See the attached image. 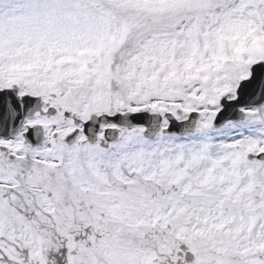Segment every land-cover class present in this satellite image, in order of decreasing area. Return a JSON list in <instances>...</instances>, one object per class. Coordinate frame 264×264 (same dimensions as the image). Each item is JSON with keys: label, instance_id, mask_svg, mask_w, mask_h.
<instances>
[{"label": "snow or ice", "instance_id": "obj_1", "mask_svg": "<svg viewBox=\"0 0 264 264\" xmlns=\"http://www.w3.org/2000/svg\"><path fill=\"white\" fill-rule=\"evenodd\" d=\"M0 264H264V0H0Z\"/></svg>", "mask_w": 264, "mask_h": 264}]
</instances>
